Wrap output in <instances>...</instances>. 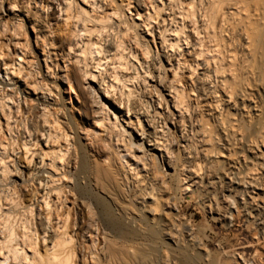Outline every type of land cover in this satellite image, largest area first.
Listing matches in <instances>:
<instances>
[{"label": "bare ground", "instance_id": "1", "mask_svg": "<svg viewBox=\"0 0 264 264\" xmlns=\"http://www.w3.org/2000/svg\"><path fill=\"white\" fill-rule=\"evenodd\" d=\"M188 194L264 239V0H0V264H261Z\"/></svg>", "mask_w": 264, "mask_h": 264}, {"label": "rangeland", "instance_id": "2", "mask_svg": "<svg viewBox=\"0 0 264 264\" xmlns=\"http://www.w3.org/2000/svg\"><path fill=\"white\" fill-rule=\"evenodd\" d=\"M66 96H68V94H66L65 97ZM71 96L72 97L69 99L67 98L66 101L72 100L73 95ZM178 208L189 220L188 228L191 229L192 232L200 230L203 232L205 231L204 233L207 236L205 248L213 253L212 256L216 255L218 251L216 245L218 246V244L221 245V247L227 248L230 243L244 241L245 243H249V246L243 249L244 252L253 254L255 251L253 259L264 264V239H260L259 230L252 228V225L250 223L248 224L243 218L238 216L233 219L232 226L222 225L217 221L208 219L210 217L206 208L200 206L199 202H196V197L191 194L179 200ZM103 210L109 214L107 207L103 206ZM262 230L264 233V227Z\"/></svg>", "mask_w": 264, "mask_h": 264}]
</instances>
